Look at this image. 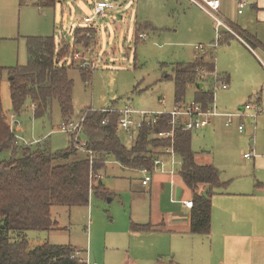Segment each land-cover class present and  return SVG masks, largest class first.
<instances>
[{"label":"rangeland","instance_id":"374dc122","mask_svg":"<svg viewBox=\"0 0 264 264\" xmlns=\"http://www.w3.org/2000/svg\"><path fill=\"white\" fill-rule=\"evenodd\" d=\"M123 1L92 23L95 38L85 46L86 33L74 36L73 33L76 28L88 27L84 18L94 15L93 0H56L55 5H43L39 0H0V65L26 66L28 37H54L58 47L69 44L73 51H80L89 63L86 68L92 70L86 78L78 68L83 67L84 60L68 59V65L72 64L68 75L74 83L72 120L80 119L88 109L101 111L125 105L138 111L160 113L176 107L175 83L166 75H173L176 64L191 62L195 54L202 53L196 47L203 46V53L211 51L209 58L215 57L217 74L229 84L227 90L211 86L218 111L238 113L247 103L261 111L251 117L256 111L252 109L247 116L235 118L228 127L224 118H213L212 126L192 132V150L214 157L221 167L222 179L229 180L224 190L231 191L244 182L255 190L254 183L260 181V177L264 179V170L255 169L253 164V159L264 156V27L257 31L248 29L260 40L261 46L240 29L237 31L247 45L237 38L229 44L224 36L218 40L215 25L213 32L208 26L205 32L195 30L198 21L203 26L204 20L215 24L195 5L187 8L181 0ZM146 24L157 31H143L146 39H141L138 28ZM240 25L243 27L242 22ZM1 98L5 114H15L7 73L1 82ZM196 98V88H189L183 104H191ZM16 118L22 128L20 135L34 149L38 147L36 141H42L41 145L52 152L64 150L72 143L71 135L59 130L64 117L57 100L45 116L36 117L31 107ZM241 122L245 126L243 133L237 129ZM118 135L126 147L133 145L123 132L119 131ZM80 139L88 140L85 134L80 135ZM252 148L255 158L245 159L243 155ZM78 157L84 155L79 153ZM7 158L9 153L0 154V160ZM108 161L101 181L110 195L99 198L92 194L88 206L53 207L58 229L28 231L30 248L47 242L72 245L77 256L83 261L89 260L90 264H191L187 243L190 244L194 236L183 240L180 236L173 238L166 231L144 236L146 234L131 230L133 223L148 224L157 220L160 217L157 202L160 200L168 207V193L161 194L159 199L155 191L150 193V188L143 187L140 170L125 168L113 157ZM174 162L177 175L173 183L186 189L179 175L181 158L176 156ZM152 175L156 180L165 179L158 172ZM127 259L135 263L126 262Z\"/></svg>","mask_w":264,"mask_h":264},{"label":"trees","instance_id":"16d2710c","mask_svg":"<svg viewBox=\"0 0 264 264\" xmlns=\"http://www.w3.org/2000/svg\"><path fill=\"white\" fill-rule=\"evenodd\" d=\"M39 2L43 5L56 4V0ZM138 30L139 35L143 31H157L150 24L140 26ZM94 31L93 27L76 28L74 34L85 32L83 41L85 46H89L94 41ZM27 46L29 60L26 66L6 68L0 65V154L10 153L9 158L0 160V264H86L71 245L47 242L30 248L27 232L58 229L52 215L55 206H88L92 194L99 198L108 197V190L101 179L96 178L107 167L109 158L113 157L125 168L153 171L158 151L169 149L172 145L182 161L179 175L193 193L191 233L208 235L211 232L212 197L228 183L222 181L221 171L213 164L196 163V153L191 147V131L177 130L173 142L170 138L156 137L159 132L171 129L168 115H162L155 125L145 126L136 142L128 148L118 135V113L88 109L85 112V135L89 146L97 153L92 169L93 179L88 159L78 157L79 152L73 143L57 152L41 145L42 141L35 149L15 144L1 98V82L5 73L12 77L10 96L16 115L32 107L36 117L45 116L54 100L59 103L64 120L70 119L73 114L74 83L68 75L69 68H72V64L68 65L73 51L71 46L63 44L58 47L54 37H28ZM210 52L199 53L189 63L176 64L173 75H166L175 83L176 105L183 104L184 95L192 87L197 90L196 101L205 109L213 102L212 84L199 90L196 81L198 69L207 72L215 69V57L211 60ZM78 68L84 77H90L92 70ZM201 186H208L206 195L198 193ZM158 227L150 223H133L131 230L151 232L157 231Z\"/></svg>","mask_w":264,"mask_h":264},{"label":"crops","instance_id":"0c3cea01","mask_svg":"<svg viewBox=\"0 0 264 264\" xmlns=\"http://www.w3.org/2000/svg\"><path fill=\"white\" fill-rule=\"evenodd\" d=\"M181 1L187 8L193 5L188 0ZM220 1L218 15L236 33L235 35L222 30L224 39L230 44L233 38H237L247 45L246 41L243 40V37L237 31V29H240L261 46L260 40L250 34L248 29L257 31L258 28L264 27V0H245L247 6L242 14L238 13V6L235 0ZM123 2L121 0L119 4L122 5ZM198 20L196 19V21ZM204 22L205 24L202 23L204 26L199 25L200 21L196 22L195 30L197 31L198 29L200 32H205L206 26H208L209 30L213 32L214 25L216 27V24H213L212 21L204 20ZM240 22L243 23L244 28L240 25ZM192 32H194V29ZM212 39L210 38V40ZM196 56L198 54L194 55L193 60ZM212 125L211 120L209 126ZM18 130L20 133L22 132V128L19 125ZM195 153L198 165L213 164L218 169L221 168L209 153L203 152L204 155H200L202 153L198 152ZM255 159H253L255 169L264 170V156L260 157L259 155V158ZM108 163L109 161L107 165ZM176 175V173L174 175L161 174L165 179L156 180L153 177L148 186H143L150 188V193L155 191L158 197L161 194L168 193V207L163 206L160 200H158L156 207L160 217L150 223L155 227L160 226L161 229L157 228V231L142 232L146 234L144 236H152L161 232L165 233L164 231L168 232L173 238L180 236L184 238L183 240H187L185 238L188 236H194L191 237L194 238L193 241H190V244L187 243L191 264H264V179L260 177V181L254 183L253 187L255 190H252V185L247 186V182L239 183L240 185L231 191H226L224 188L218 190L212 197L211 232L208 235H201L191 233L192 209L184 205L186 201H193V193L185 184L186 189L173 183ZM222 181L229 184V180L222 179ZM207 192L208 186H201L198 190V193L201 195H206ZM137 222L141 223L139 220ZM138 234H141V232H138ZM126 262L135 263L134 260L131 261L130 259H127Z\"/></svg>","mask_w":264,"mask_h":264},{"label":"built area","instance_id":"2783aa9c","mask_svg":"<svg viewBox=\"0 0 264 264\" xmlns=\"http://www.w3.org/2000/svg\"><path fill=\"white\" fill-rule=\"evenodd\" d=\"M193 5H196L200 9H202L205 13H207L210 17L213 18L216 24V33L218 35V40L222 38L223 32L225 30L232 34L236 33L225 24V22L219 17L218 12L220 10V0H188ZM238 6V13L242 14L245 7L247 6V2L245 0H235ZM117 4H119V0H93V11L94 15L92 17H85L84 22L88 24V27H93V22L100 17H103L107 10L114 9ZM74 36V33H73ZM141 39H146L144 34H140L139 36ZM75 42L73 40V46ZM217 44L214 45V47ZM73 48V47H72ZM196 49L198 51L204 52L205 47L197 46ZM74 50V48L72 49ZM70 59V58H69ZM84 60L82 66L87 67L89 63L85 61L86 59L82 58V53L80 51H72L71 60ZM72 62V61H71ZM196 81L198 84H203V87L207 84L215 85V87L227 90L228 83L221 79L219 74L216 72L215 69L211 72H207L205 69H198L197 70V77ZM164 102V100H162ZM256 110L251 117H256L258 113H260V109L258 107H253L251 103H247L243 106V109L240 110L238 113H221L218 111L216 107L215 100L213 98V102L209 107L206 109L203 107L202 104L198 103L196 100L191 104H182L176 105V107L170 112H160V113H151L146 111H138L133 109L132 107L125 105L123 108H108L103 109L106 113H118L119 120H118V129L119 131L123 132L127 139L132 142L133 144L136 142L137 137L141 130L145 126H152L159 123L162 115L170 116L169 125L171 129L169 131H162L159 132L156 137L159 138H170L172 142L174 141L175 132L179 131H198L208 127L211 124V120L215 117H224L226 119V126H231L234 123L235 118H243L247 116V112L250 110ZM6 119L8 120V124L10 127V131L14 136V142L17 146H31V143H28L27 140L20 135L18 130V121L16 118V114H11L10 116L6 115ZM85 115L82 116L78 120L67 119L64 120L59 130L71 135L72 143L75 145L76 150L85 156L90 163L91 170L93 169L95 159L97 157L96 151L89 146V142L81 141L80 135L85 134ZM239 132L243 133L245 131L244 123L241 122L238 125ZM36 141L35 143H38ZM176 152L174 150L173 145L168 149H161L158 151L157 156L154 159V170L150 171L146 168L139 169L143 176L141 178L142 185L148 186L152 179L153 173H160V174H170L174 175L176 170L174 169L176 163L175 157ZM256 156L254 149L248 154H245V159H252ZM182 167V162H181ZM91 179L94 178L93 170L91 171ZM101 174L97 176L96 179H101ZM184 205L190 209L193 208V201H186ZM83 261V260H82ZM86 264H90L89 260L83 261Z\"/></svg>","mask_w":264,"mask_h":264},{"label":"water","instance_id":"95a60500","mask_svg":"<svg viewBox=\"0 0 264 264\" xmlns=\"http://www.w3.org/2000/svg\"><path fill=\"white\" fill-rule=\"evenodd\" d=\"M11 78H12V77H10V79H11ZM197 87H198L199 90H201V89L203 88V84H198Z\"/></svg>","mask_w":264,"mask_h":264}]
</instances>
